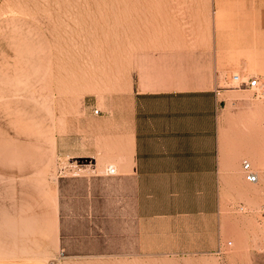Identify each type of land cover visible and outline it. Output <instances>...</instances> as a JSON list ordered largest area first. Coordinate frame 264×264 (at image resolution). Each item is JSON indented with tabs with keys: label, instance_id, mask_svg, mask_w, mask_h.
I'll return each instance as SVG.
<instances>
[{
	"label": "rangeland",
	"instance_id": "374dc122",
	"mask_svg": "<svg viewBox=\"0 0 264 264\" xmlns=\"http://www.w3.org/2000/svg\"><path fill=\"white\" fill-rule=\"evenodd\" d=\"M263 69L264 0H0V264H264V170L257 186L221 173L220 250L169 255L135 248L126 178L73 172L114 154L128 172L127 138L94 110L133 83L211 84L221 138L264 141V99L232 80Z\"/></svg>",
	"mask_w": 264,
	"mask_h": 264
},
{
	"label": "crops",
	"instance_id": "0c3cea01",
	"mask_svg": "<svg viewBox=\"0 0 264 264\" xmlns=\"http://www.w3.org/2000/svg\"><path fill=\"white\" fill-rule=\"evenodd\" d=\"M109 105L94 118L115 138H127L133 164L116 174L130 182L135 248L149 255L217 250L223 235L221 173L237 174L241 158L249 155L241 149L234 157L233 134L225 141L219 135V91L209 84L141 89L133 83L113 91Z\"/></svg>",
	"mask_w": 264,
	"mask_h": 264
},
{
	"label": "bare ground",
	"instance_id": "6f19581e",
	"mask_svg": "<svg viewBox=\"0 0 264 264\" xmlns=\"http://www.w3.org/2000/svg\"><path fill=\"white\" fill-rule=\"evenodd\" d=\"M257 63V62H256ZM255 64V63H254ZM260 64V63H259ZM257 66L256 67H258V64H256ZM253 67H254V65H253ZM261 66L259 65V70L258 71H261L262 69L260 68ZM261 69V70H260ZM257 70V69H256ZM264 70V69H263ZM186 79L184 78V81H185ZM182 81V80H181ZM191 81V80H190ZM202 81V80H201ZM187 82V81H186ZM185 82V83H186ZM192 82V81H191ZM196 82V81H195ZM195 82H194V84H195ZM193 83V82H192ZM201 83V82H200ZM176 84V83H175ZM180 84V83H179ZM202 84V83H201ZM200 85V84H199ZM203 85V84H202ZM211 85V84H210ZM239 88V87H238ZM93 89V88H92ZM92 89H90V91H92ZM232 89V88H231ZM242 90H245L244 88H241ZM230 89H228V91H229ZM238 90H240V89H237L236 87H235V89H232V90H230V91H233V92H235V91H238ZM96 91V90H95ZM241 91V90H240ZM99 92V91H98ZM98 94V93H97ZM234 94V93H233ZM101 95V94H100ZM242 95V94H241ZM82 96V95H81ZM75 99V98H74ZM74 99H72V100H74ZM78 98H76V100H77ZM78 101V100H77ZM74 102V101H73ZM79 102V101H78ZM78 102H76L77 104H78ZM80 103V102H79ZM229 103V102H228ZM77 104H75V106L77 105ZM73 106V105H72ZM79 105H77V107H78ZM74 107V106H73ZM76 107V108H77ZM250 108V107H249ZM250 111V110H249ZM245 112H247V110H245ZM244 112V113H245ZM246 127H247V129H246ZM243 129L244 130H246L247 131V133H244V131H243ZM243 129L239 132L238 130V132L235 130L234 132H233V136H232V139H233V141H231V149L233 150V155H234V157H238L237 155L239 154V152H240V150L242 149H245L246 151H248L249 152V155H243L245 158H247L248 160H250L251 161V163H252V165H253V168L254 169H256V171H257V173L259 174V170H264V141H260V140H256L255 138H252V135H253V131H250L249 129H248V126L247 125H245V127H243ZM252 130V129H251ZM233 142V143H232ZM54 144V143H53ZM233 144V145H232ZM54 149V148H53ZM222 150V149H221ZM231 150V151H232ZM241 150V151H242ZM223 151V150H222ZM243 152H244V154H246L245 153V151L243 150ZM117 154V153H116ZM248 154V153H247ZM113 155V154H112ZM129 155V154H128ZM111 156V155H110ZM114 157H116L115 156V154L113 155ZM112 156V157H113ZM127 156V155H126ZM130 156V155H129ZM240 156H242V154H240ZM109 157V156H108ZM108 157H105V158H107V159H103V161L102 160H100V161H102L101 163H99L100 161L98 160V161H96V164L94 163V164H90V163H79V164H77V165H75L76 166V169L73 171L75 174L76 173H78V171H81V172H96V169H97V167L99 166V167H103L104 165H105V167H106V172H107V169H108V167L110 166V165H112L113 167L115 166V167H118V161L117 160H115V158L113 157V158H108ZM128 157V156H127ZM229 157V156H228ZM233 157V156H232ZM233 157V158H234ZM124 159H125V157H124ZM130 159V161H127V163H131V164H133V162H131V160H132V158H129ZM231 159V160H230ZM230 161H232V158L230 157ZM237 160V159H236ZM233 161H234V159H233ZM232 161V162H233ZM98 162V163H97ZM121 162V161H120ZM124 161H122V163H123ZM126 162V161H125ZM236 162V161H235ZM238 162V161H237ZM231 163V162H230ZM229 163V164H230ZM74 164H75V162H74ZM74 164H73V166H74ZM240 164V163H239ZM238 164V165H239ZM101 165H103V166H101ZM124 165L125 164H123V167H124ZM130 165V164H129ZM128 164L126 165L127 167L129 166ZM231 165V164H230ZM229 165V166H230ZM119 168L121 169V168H123V167H121V165L119 164ZM131 166V165H130ZM98 167V168H99ZM127 167H125V168H123V169H126ZM231 167V166H230ZM240 167V166H239ZM238 167V168H239ZM131 168V167H130ZM129 168V170H131ZM100 169V168H99ZM103 169H104V167H103ZM128 169V168H127ZM100 171V170H99ZM127 171V170H126ZM261 171H260V174H261ZM264 173V172H263ZM259 174V175H260ZM237 175H239V177L241 178V179H243L242 178V176L244 175L243 174V169H242V167H240V169L238 170V173L235 175V176H237ZM234 176V177H235ZM262 176V175H261ZM238 177V176H237ZM238 177V178H239ZM264 177V176H263ZM55 178V177H54ZM236 178V177H235ZM240 178L238 179L239 181H240ZM262 179V178H261ZM236 181H238L237 179H235ZM263 180V179H262ZM238 181V182H239ZM243 181H245V180H243ZM259 181V180H258ZM237 182V183H238ZM247 182V181H246ZM262 182H264V181H262ZM249 183V182H248ZM252 185L254 184L255 185V183H251ZM257 185H258V183H257ZM257 185H255V186H257ZM257 188V187H256ZM255 189V188H254ZM240 235V234H239ZM238 237V236H237ZM236 238V237H235ZM240 238H241V236H240ZM237 239V238H236ZM241 239H239V241H240ZM237 241H238V239H237ZM238 241V242H239ZM242 241V240H241ZM236 242V241H235ZM240 244H241V242H239ZM236 244H238L237 242H236ZM236 244H234L235 245V247H236ZM240 244H238V245H240ZM235 247H234V249H235ZM238 248H240V246H238ZM236 249H237V247H236Z\"/></svg>",
	"mask_w": 264,
	"mask_h": 264
},
{
	"label": "built area",
	"instance_id": "2783aa9c",
	"mask_svg": "<svg viewBox=\"0 0 264 264\" xmlns=\"http://www.w3.org/2000/svg\"><path fill=\"white\" fill-rule=\"evenodd\" d=\"M232 80L237 82V86H247V88L253 91V95L256 98L264 99V82H261L257 77L253 76L244 80L238 73H235L232 75ZM98 110L99 109L96 108L94 112L97 113ZM241 167L243 169L244 178L247 182L256 183L259 180L260 175L254 170L250 160L244 158L241 162ZM114 173H116V167L110 165L107 169V174L114 175ZM227 244H230V242H227Z\"/></svg>",
	"mask_w": 264,
	"mask_h": 264
}]
</instances>
